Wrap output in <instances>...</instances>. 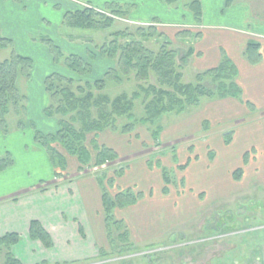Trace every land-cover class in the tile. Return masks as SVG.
Listing matches in <instances>:
<instances>
[{
  "label": "rangeland",
  "instance_id": "rangeland-1",
  "mask_svg": "<svg viewBox=\"0 0 264 264\" xmlns=\"http://www.w3.org/2000/svg\"><path fill=\"white\" fill-rule=\"evenodd\" d=\"M17 1L21 2L23 13L16 14L10 11L6 13V18L11 22L13 21L12 18L16 20L17 17L19 31L14 35L15 29L13 31V27L0 25V30L3 28L7 36H14L15 38V44L13 43L12 47L0 50V60L9 58L13 48L16 53L30 57L33 65L30 78L28 80L22 79L19 83L21 92L27 97L26 113L16 114L13 108H10L7 116L8 131L6 133L2 132L4 137L0 138V157H4L9 153L13 159L12 165L3 169L2 173L0 172V177H4L5 171L12 168L16 175V184L20 186L22 184H34L41 179L47 178L50 174H53L50 166L55 168L47 152L46 154L36 151L32 152L33 137L36 130L43 134H49L48 131L53 129L54 125V131L59 127L58 123L53 124L50 121V117L46 118L40 115L42 111L40 89L45 78L52 73H57L64 78L73 79L75 85H83L85 82H93L96 79H100L108 69L116 67L115 59H110L98 53V48L111 40L109 33L124 30V32L133 34L141 39L142 35H138L136 29L138 27L146 29L152 23H143L135 21L132 17L129 18V9L125 19L115 18L112 25L106 30L76 29L64 22L65 8L69 7V0ZM211 1L204 0L207 17H212ZM252 1L255 2L257 0H226L218 11L220 13L217 12L219 15L215 20L223 23L233 22V18L230 15L234 9L238 10L237 5L241 2ZM262 1L264 4V0ZM188 2L190 0H180L177 7H182ZM125 4L131 3L126 2ZM258 7L256 11L260 12L262 18H264V7ZM153 13L166 20V17L158 11H153ZM148 14L150 12L141 10L134 13V17L143 16L145 18V16H150ZM186 14L184 25L186 27L179 29L192 30L194 33L198 32L194 19L187 12ZM21 20L23 27L20 24ZM152 26L155 28L154 25ZM155 29L159 32L162 31L166 40L170 38L172 42L168 48L176 52V62L181 64L182 56L180 58V54L184 52L182 49L184 44L177 41V36L173 38L178 29L166 26L156 27ZM149 33L151 36H149L145 45L157 51L163 38L158 37L156 32L153 36L152 31ZM181 37L179 36V39ZM128 39V37H120L117 42L118 44H124ZM55 51L60 52V56L57 59L54 58ZM74 51H78V56L91 64L90 72L80 76L66 67L65 58L71 54H76L73 53ZM102 58L110 60L109 62L107 61L108 65L112 64L105 72L98 71V64L102 61ZM183 68L184 65L181 64L182 82L195 84L196 73H192L193 69L191 70V68L184 73ZM128 77L120 74L118 81L111 79L103 90H94V93L107 94L111 98L120 94L131 96L135 91H139V85L144 87L156 85V79L153 74H150L146 81L135 79L133 72H130ZM203 83L207 87L216 85L212 83L210 78H205ZM142 100L143 94L141 93V97L134 101L132 114L135 119H140L145 114ZM206 100L203 99L202 102ZM256 102L257 106L251 102H246L250 118L248 123L240 120L238 124L235 119H226L225 123L216 125L207 123L203 126V135L201 133L199 135L189 125L192 114L196 110L194 107L179 115L174 112L164 114L152 126L137 123L133 133L122 137L123 143L121 140H117V144H123L126 150L134 151L137 149L134 156L137 159L141 158V161H146L151 170L157 164L159 168L168 174L169 183L165 184L168 188L167 193L171 197L175 196V193L178 196L180 195L179 197H187V194H189L195 196L201 202L214 197L219 198V195L222 196V194L230 190L229 186L232 190L240 189V191H236L233 197H224V199L212 205V208H209L201 217L190 211L191 206L188 207V203H181L182 221L180 224L174 228L172 227L169 232H164L161 236L152 237L143 242L133 243V239L131 238L130 240L129 233L127 241L122 242L119 237L127 228L124 225L119 227L116 224H112L110 225L111 239L108 241L106 231L103 246L101 247L97 244L96 249L92 253L79 255L78 246L73 244L72 252L66 253L68 259L63 260V252L47 250L40 243L31 248L29 246L28 248L25 247L24 255L20 254V251L24 248L18 250V247L15 248L13 246L12 251L15 257L24 264H39L43 259L47 260L48 264H264V229L257 230L255 227L253 228V225L264 222V184L241 190V188L250 183L249 179L253 180V184L260 178L264 179V139H261L264 136V111H261L264 107V101L259 100ZM19 120L22 122L21 127H18L19 125L17 124ZM127 121L125 118L118 119L120 127ZM256 123L259 126L255 125ZM247 124L248 127L244 129ZM166 127H168L172 138L186 137L176 142L171 143L169 141L170 143L164 144L161 133ZM154 130H158V141L152 139L151 131ZM255 133H258V135L254 136L256 135ZM101 134H103V142L105 139L110 141L112 134L114 136L123 135L122 133L108 130L101 132ZM216 138L220 139V141H216ZM91 139L92 135L89 134L85 144L90 150L93 160L95 152ZM204 141L208 143V146L203 144ZM103 142L97 139L98 144ZM221 142L225 147H223ZM249 145H255L259 157L256 156L254 148L247 147ZM53 146L67 159V167L65 171L63 170L62 176L59 177L60 179L66 175L68 178H65V181L77 182L81 178L90 177L96 180L101 179L105 185V180L111 178L114 182L112 181L107 189L112 195L117 193L119 189H124V187L117 184L118 180L116 181V178L123 177L125 179L127 175L124 178V172L136 160L133 155L122 153L118 159L112 162L110 161L98 167H87L79 171L77 170L79 164L74 156H70L63 147L56 143ZM242 155L244 156L242 157ZM188 156H191L192 159L195 158L196 162L193 172V167L189 168L191 170L189 176L192 179L185 180L187 178L184 175V170L188 169L185 163L189 159ZM255 158H259V160L256 161ZM237 160L240 163L242 162L239 164L243 168L240 178L234 180V182L242 181L236 184H225L228 180L227 177L224 178L227 174L226 170L231 168V166L233 167ZM261 161L262 163H260ZM228 162L229 165H227ZM258 162L259 167L257 166ZM236 170L234 169L233 175ZM120 171L122 173L117 175L116 173ZM131 171H133L132 168ZM191 173H195V176ZM137 174L133 173L126 179H134L136 181L138 180ZM185 174L188 175V173ZM148 180L150 181V178ZM154 181L155 178L153 179ZM132 191L135 193V188H132ZM194 204L197 205L196 203ZM163 218H165V214H163ZM77 238L79 239L78 241L83 240L79 236ZM69 254L70 257L68 256ZM3 258V255H0V264H4Z\"/></svg>",
  "mask_w": 264,
  "mask_h": 264
},
{
  "label": "crops",
  "instance_id": "crops-1",
  "mask_svg": "<svg viewBox=\"0 0 264 264\" xmlns=\"http://www.w3.org/2000/svg\"><path fill=\"white\" fill-rule=\"evenodd\" d=\"M199 1L202 7V20L200 23L194 21V24L198 28V32L194 33L191 30V34L188 36H182L181 39H179V37L177 38L178 42L184 44V46H182L184 52L180 54V58L181 56H187L185 63H183L184 73L191 68V70L193 69L192 73L195 72L197 75L198 73L218 67L225 55L234 63L237 69L236 83L241 90L239 98L232 96L214 98L203 101L200 106L196 107L189 125H191V129H195V132H198L199 135H203L202 129L207 123L211 125H216L218 123L222 124L225 123L224 121H226V119H235L236 123L240 120H244L248 123L250 118L246 102H251L257 106L256 101H264V18H262L260 12L256 11V9L259 8L258 6L264 7V4L262 0L241 2L237 5L238 10L234 9L233 13L230 15L233 18V22L223 23L215 20V18L218 17V13H220L218 11L226 0L211 1L212 17H207L206 3L204 0ZM87 2L96 7L104 8L106 3L108 4L110 1L86 0L85 3ZM118 2H120L121 5L126 2L133 4L134 9L130 8L129 18L132 17L135 21L143 23H152V25L157 28L162 26L176 28L178 30L175 34L180 31L179 28L186 27L184 26L185 18L187 17L186 12L191 15L184 6L173 7L160 0H118ZM68 4L69 7L65 8L66 13L75 11L83 6V4L77 0H69ZM141 10L150 12V14H148L150 16H145V18H143V16L134 17V13ZM10 11L16 14L23 13L21 2L17 0H0V25H10L13 27L12 30L15 29V31L13 30L15 35L19 31V21L17 17L16 20L12 18L13 21L11 22L6 18V13ZM153 11H158L164 15L166 20L155 15ZM148 17L152 18L149 19ZM191 18L193 19L192 15ZM20 24L21 27H23L22 20ZM0 34L10 38L15 44L14 36H7L3 28L0 30ZM168 40L170 43L172 42L170 38H168ZM249 42H257L260 45L259 53L261 54V61L257 64H250L244 57V52ZM73 53H76V55L79 54L78 51H74ZM107 61L109 62L110 60L102 58V61L99 62V72H105L107 68L111 67L112 64L108 65ZM40 96L42 98V111L40 115L49 118L44 113L48 105V97L44 82L40 89ZM263 108L261 109L262 112L264 111ZM49 119L53 124H57L55 118ZM255 125L259 126L257 123ZM54 126L53 129L48 131L49 134L57 131H54ZM247 127L248 124L244 126V129ZM167 130L168 127L161 133L164 144L170 143L169 141H171V143L176 142L186 137L172 138L169 134V130ZM255 134L254 136L258 135V133ZM125 135L126 134L119 136L115 135L117 136L115 137L114 134H112V139L110 141L105 139L103 142V134L100 133L97 139L103 142L102 144L109 145L116 153L118 152V158L122 153L134 156L136 155L137 149L130 151L128 149L126 150L123 144H117L118 139L123 143L122 137H125ZM2 136L3 133L0 128V138H2ZM263 137L261 139H264ZM215 140L220 141L218 138ZM203 144L208 146L206 141H204ZM221 144L225 147L222 142ZM247 147L254 148L256 156H258L255 145H249ZM186 148L188 149V147ZM35 151L46 154V150L38 144L33 137L32 152ZM243 156L244 155H242V157ZM188 157V161L185 162L188 166V169L184 170V175L187 178L185 180L192 179V177L189 176V172H191L190 169L192 167V172L194 171L196 162V160H194L195 158L192 159L191 156ZM255 159L256 161L259 160V158ZM136 160L133 161L128 170L124 172V178L126 175V178H129L133 173H138L136 176L138 180H127L128 178L123 179V177H121L116 178V181L118 180L117 184L124 187V189L135 188V192L141 193L142 197L133 204L115 208L113 211L116 220L122 221L125 228H127L130 240L132 238L133 243H139L146 241V239H151L152 237L161 236L164 232H169L172 227L178 226L182 221L181 203H188V207L191 206L190 211L201 217L209 208L211 209L212 205L216 202L224 199V197H233L236 191H240L239 188L232 190L229 186L230 190L222 194V196L219 195V198L214 197L213 199H206L201 202L198 198L189 194H187V197H179L180 195L178 196L175 193V196L171 197L167 193L168 188L163 180V170L159 168L157 164L152 167L153 170H151L146 161H141V158L137 159V157ZM239 163V160H237L233 167L231 166V168L226 170L227 172L225 171L227 176L225 175L224 178L227 177L228 179L225 184L241 183L242 180L234 182L236 179L233 177L234 169L243 168L240 165L242 162ZM260 163H262V161ZM257 164L259 167V162ZM227 165H229V162ZM50 168L53 173L48 176L50 178L41 179L34 184H22L18 186L16 184V175L12 168L8 169L11 171H5L4 177H0V236L8 232H15L20 235L21 240L15 245V248L18 247V250L24 248L20 251V254L24 255L23 252L25 251V247L28 248L29 246L31 248L34 245L40 244L38 240H31L28 236L30 221L38 220L52 238L53 246L46 249L63 252V260L68 259L66 253L72 252L73 244L78 246L77 251L79 255L92 253L93 250L96 249L95 247L97 244L101 247L103 246L104 237H106L104 215L101 205V187L96 179L90 177L81 178L77 182L65 181V178H68L66 175L61 179L56 178L54 176L55 168L51 166ZM131 168L133 171H131ZM11 172L13 173L11 174ZM185 173H188V175ZM191 174L195 176V173ZM148 178H150L151 182ZM154 178L155 181L153 182ZM259 180H261V182H259ZM248 181H250V183L241 188V190L261 185L262 183L264 184V179L262 178L258 179L255 184H253L252 179ZM163 214H165V218H163ZM78 236L83 240L78 241ZM68 256L70 257V254ZM42 261L47 262L45 259L41 260V262Z\"/></svg>",
  "mask_w": 264,
  "mask_h": 264
},
{
  "label": "trees",
  "instance_id": "trees-1",
  "mask_svg": "<svg viewBox=\"0 0 264 264\" xmlns=\"http://www.w3.org/2000/svg\"><path fill=\"white\" fill-rule=\"evenodd\" d=\"M85 4L72 12L64 15V22L68 26L76 29L106 30L112 25L115 18L125 19L129 9L133 4H120L118 0H111L104 8L96 7L85 0H77ZM169 6H177L180 0H160ZM191 13L194 21L200 23L202 20V7L199 0H192L184 4ZM156 28V27H155ZM152 25L144 29L138 27L136 33L142 35V40L135 35L123 31L109 33L111 40L98 48V53L110 59L116 60V67L106 71L103 77L93 82H85L83 85L77 84L73 79L64 78L62 75L52 73L44 80V87L48 97V105L44 113L50 118H55L58 129L55 133L43 134L36 130L34 138L47 152L51 163L55 167L54 176H62L63 170L67 167V159L59 153L53 146L58 144L63 147L70 156H74L78 161L81 171L87 167L102 166L110 161L118 159V154L114 149L105 144L97 143V136L103 131L119 132L131 134L135 130L137 123L152 126L160 120L164 114L174 112L177 115L187 112L189 108L200 106L203 99H214L232 96L239 98L241 90L236 83L237 69L224 55L218 67L206 70L196 75V83L182 82L181 64L185 63L187 56L181 58V64L176 62V52L169 49L170 42L165 35L159 32ZM150 31L152 36L156 32L158 37L163 38L159 43L157 51L147 47ZM148 32V33H147ZM191 31L183 29L175 36H186ZM128 37L124 44H118V38ZM10 38L0 35V50L12 47ZM259 44L249 42L246 46L244 57L250 64H257L261 61ZM60 56L59 51H55L54 58ZM32 59L20 55L12 48L9 58L0 60V128L3 133L8 131L7 116L10 108L16 114L26 113L27 97L19 88L20 80H28L32 69ZM65 65L72 72L82 76L91 71V64L83 60L76 54H71L65 58ZM133 72L137 80L146 81L150 74L154 75L156 85L144 87L139 85V91H135L131 96L120 94L111 98L107 94H95L94 90L101 91L106 87L109 80L118 81L120 74L129 78V73ZM210 78L214 87H207L203 80ZM75 85V86H74ZM143 94L142 103L145 114L140 119L133 117L132 111L134 101ZM125 118L128 121L119 125L118 119ZM21 127L22 122L17 123ZM76 124V125H75ZM119 126V128H118ZM152 130V129H151ZM154 141H158V130L151 131ZM92 135V147L95 152L94 159L90 150L85 144L88 135ZM13 159L9 153L0 157V171L12 165ZM183 167V166H182ZM163 170V169H162ZM61 171V173H60ZM122 171L116 174H121ZM242 169L238 168L233 177L239 179ZM163 180L169 183V176L163 170ZM101 187V205L103 209L105 228L108 241L111 239L110 225L123 226V222L116 220L113 211L115 208L124 207L135 203L142 197L139 192L132 189H119L112 195L107 187L114 180L107 178L104 182L97 180ZM166 191V189L164 188ZM128 232L125 229L120 235L121 241H127ZM28 236L31 240H38L45 248L53 246L52 238L38 220H32L29 224ZM21 240L20 235L15 232H8L0 236V255H3L4 264H24L15 257L12 247ZM104 255V254H103ZM39 264H48L42 261ZM61 264V263H56ZM66 264V263H63Z\"/></svg>",
  "mask_w": 264,
  "mask_h": 264
},
{
  "label": "flooded vegetation",
  "instance_id": "flooded-vegetation-1",
  "mask_svg": "<svg viewBox=\"0 0 264 264\" xmlns=\"http://www.w3.org/2000/svg\"><path fill=\"white\" fill-rule=\"evenodd\" d=\"M256 228L257 230L259 229V230H261V229H264V222H262V223H257V224H255V225H253V228Z\"/></svg>",
  "mask_w": 264,
  "mask_h": 264
}]
</instances>
